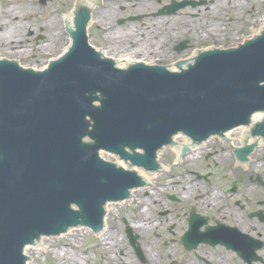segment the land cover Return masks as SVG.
I'll return each instance as SVG.
<instances>
[{"label": "water", "instance_id": "water-1", "mask_svg": "<svg viewBox=\"0 0 264 264\" xmlns=\"http://www.w3.org/2000/svg\"><path fill=\"white\" fill-rule=\"evenodd\" d=\"M87 22L78 9L68 51L43 71L0 60V264H26L41 237L101 229L107 203L146 185L134 168L157 171L173 136L201 142L263 115L264 28L172 72L115 67L88 44ZM250 128L264 139V119Z\"/></svg>", "mask_w": 264, "mask_h": 264}, {"label": "flooded vegetation", "instance_id": "flooded-vegetation-1", "mask_svg": "<svg viewBox=\"0 0 264 264\" xmlns=\"http://www.w3.org/2000/svg\"><path fill=\"white\" fill-rule=\"evenodd\" d=\"M56 1L61 4L0 0V34L15 25L21 28V39L10 33L14 37L8 46L44 59L49 30L47 35L45 16L37 21L33 9L45 14V6ZM77 3L87 11L90 40L105 39L107 43L96 47L111 57L130 56L125 66H174L211 58V51L248 39L264 18V0H69L64 11ZM41 24L42 34H35L34 27ZM63 26L58 42L69 36L65 22ZM45 59L48 62L49 56ZM254 141L240 142L233 134L228 140L212 136L192 145L183 157L180 153L188 143L177 152L170 148L173 167L164 165L154 172L149 186L139 187L126 201L135 196L138 205L118 210L114 225L107 224L108 212L101 230L85 232L111 247L105 255L111 258L108 264H264V144L258 141L244 160L239 158L241 149ZM159 174L165 177L153 181ZM101 245L98 242V248ZM113 249L120 250L118 258Z\"/></svg>", "mask_w": 264, "mask_h": 264}, {"label": "rangeland", "instance_id": "rangeland-1", "mask_svg": "<svg viewBox=\"0 0 264 264\" xmlns=\"http://www.w3.org/2000/svg\"><path fill=\"white\" fill-rule=\"evenodd\" d=\"M59 4L57 1L53 2V3H48L45 8V14H40L41 11H39V9H33L34 11H37L36 14V20L39 21L40 17L42 15L45 16V20L46 17H48V15H54V17H56L57 15L59 16L60 12H64V9L69 4V0H65V3H67V5H63L64 1L60 0ZM57 24L56 26L59 27V23L60 21L57 19L56 20ZM45 26L44 24L41 25H36L34 27L33 32L36 33H41L40 32V26ZM257 26V23H256ZM57 28V27H56ZM48 27H45V33H47L48 35ZM26 31V30H25ZM91 32H93L92 30H90ZM65 36V35H64ZM63 38V36H62ZM30 39L32 40L33 38L30 37ZM95 46H97L100 43H107V41L103 38H98V37H92L90 40ZM63 42L60 41L57 43H52L50 42L47 46V48L50 50L54 47H56V49L58 48L59 44H62ZM34 47V46H31ZM23 51L25 49H22ZM55 50H50L45 54V56L43 57L44 59H32L29 56H27L26 60H20L19 61V65L24 66L25 68L27 67H32V68H36L37 66L39 68H42L44 65V61L46 60L45 58L47 57V55L49 56V58H52V56H55ZM104 158H107L111 161L114 162H119L121 165H123V163L121 161H119L117 158L113 157L112 155H109L107 153L102 155ZM175 158V154L173 153V151L169 148H164L160 151L159 153V163L161 165H165L167 167V169H170L171 167H173L171 164L173 162ZM156 177L152 178L153 181H156L157 179H161L162 177H165V174H159V178L157 175H155ZM153 177V176H151ZM138 205V201L137 199H135V196L132 198L131 201L129 202H124V203H118V204H114L113 207L111 209H109L108 212H110L107 218V224L110 225H114L115 221L114 219L116 218L115 214H117V211H122L121 209L124 208H129L132 206H136ZM120 215H122L120 213ZM108 232H112L110 231V229H108ZM117 236H121L120 231H117ZM103 240L101 238H96L93 237L91 233H89L88 231L85 232L83 230H78L77 234L75 233L74 235H63L61 237H55V238H48L46 237L45 239H43L44 245H45V249L42 250H37L36 248L34 249L33 247H31V249L27 250L25 253L30 257V261L28 262V264H73L72 261L70 260V258H74L77 259V261L81 260L82 262H85V264H108L107 262H110L111 258L109 256H105L107 253H109L111 251V247L106 248L104 246V242H102ZM98 242L102 245L98 248ZM123 242V241H122ZM121 249L125 248V244L123 242V246H120ZM108 250L106 252V249ZM113 253H115L116 257L118 258L119 252L120 250H112ZM104 256L106 258V261H104ZM71 261V262H70Z\"/></svg>", "mask_w": 264, "mask_h": 264}, {"label": "bare ground", "instance_id": "bare-ground-1", "mask_svg": "<svg viewBox=\"0 0 264 264\" xmlns=\"http://www.w3.org/2000/svg\"><path fill=\"white\" fill-rule=\"evenodd\" d=\"M75 1L76 2H79V0H75ZM77 4H79V3H77ZM74 14H75V10L74 11L73 10H67V11H64L62 13H59V16L58 15L56 17L51 16V17H49V18L46 19L47 22H46V26L45 27H48L50 42H52L54 44L55 42H57V40L59 38V34L64 33V31H62V29H64L63 22H65V25L67 24L70 27H73V25H74L73 24V20H71V19H72V16ZM57 19L60 21L59 27L56 26V24H57L56 20ZM260 24H262V22H260ZM20 29H21L20 26L15 25L14 27H11L8 30V32H5V34H8V35L11 36L10 38H8V37L6 38L7 35H5V34L4 35H1L0 34V45L3 44V45L6 46V48L0 49V56L1 57H4V58L7 57L9 59H14V60H18V61H20V60H26V58L28 56L27 52H24L19 47L10 48V46H8V43L12 39V37L16 36L17 38L21 39L22 36L20 37V34H19ZM258 29L259 28H257L256 31H258ZM10 33L13 34L14 36L11 35ZM62 42L63 43L58 46L59 47L58 51L55 52V56H54L55 58L58 56V52H59V54L63 53V51H65L68 48L69 44H70L69 38H63L62 39ZM53 49L55 50V47L52 48V49H50V50H53ZM50 50H48V51H50ZM98 50H100V49H98ZM100 51H102L105 56H107L110 59H113L114 61H116V63H119L121 65V67H123V65L128 61L127 59H129V57H130V56H126L125 59H123V58L122 59H119V58H116L115 56H112L111 57L104 49H101ZM44 64L46 66L47 65V61H45ZM37 68H38V66L36 67V69ZM41 69H43V68H41ZM245 128L246 127L244 126L243 129H236L235 132L234 131L229 132L227 134V136L230 137L233 134V135H235L237 137L238 141L243 142V139H246V136H244ZM182 141L185 142L186 141V138L185 137H182V136H180L179 138H177V142L178 143L179 142H182ZM174 151L177 152L176 149H174ZM141 174L145 177V179L148 180L149 179V175L151 173L147 174L143 170L141 172ZM112 207H113V205H107L106 211H108ZM75 233L77 234V231L74 229V230H70L69 232H67L66 235H74ZM61 236H63V235H61ZM109 236H111V234ZM120 244H121V242L118 243V244H116V246L117 245H120ZM33 246H27L25 248V252L27 250L31 249V247H33L34 249L36 248L37 250L45 249V245H44L43 240L37 241L36 244H34ZM70 260L72 261L73 264H85V262H82L81 260L77 261V259H74V258H70Z\"/></svg>", "mask_w": 264, "mask_h": 264}]
</instances>
